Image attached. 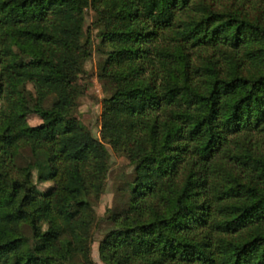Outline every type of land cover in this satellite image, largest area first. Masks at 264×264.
<instances>
[{"label":"trees","instance_id":"16d2710c","mask_svg":"<svg viewBox=\"0 0 264 264\" xmlns=\"http://www.w3.org/2000/svg\"><path fill=\"white\" fill-rule=\"evenodd\" d=\"M87 8L100 139L76 116ZM106 144L133 178L104 264H264V0H0V264H93Z\"/></svg>","mask_w":264,"mask_h":264},{"label":"rangeland","instance_id":"374dc122","mask_svg":"<svg viewBox=\"0 0 264 264\" xmlns=\"http://www.w3.org/2000/svg\"><path fill=\"white\" fill-rule=\"evenodd\" d=\"M104 28L98 22L91 8L85 10V20L82 28L80 48L76 56L81 63L79 83L84 90L77 100L76 116L90 130L92 135L100 139V122L102 100L110 95V87L106 81L98 76L99 69L107 57L108 48L102 43ZM29 125H37L40 119L35 114L26 118ZM110 154L109 169L106 176L105 188L97 200H93V208L97 215L96 225L93 227V242L91 258L93 264H104L99 257V243L110 228L109 215L117 213L127 206L129 182L133 178V165L122 153L115 152L106 144ZM36 178V171L33 173ZM46 183L41 188H46Z\"/></svg>","mask_w":264,"mask_h":264}]
</instances>
